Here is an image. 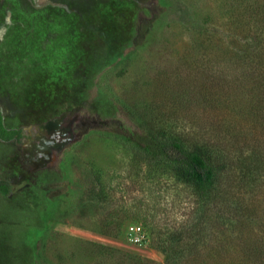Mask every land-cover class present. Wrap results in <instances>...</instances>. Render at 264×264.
<instances>
[{
    "label": "rangeland",
    "instance_id": "obj_1",
    "mask_svg": "<svg viewBox=\"0 0 264 264\" xmlns=\"http://www.w3.org/2000/svg\"><path fill=\"white\" fill-rule=\"evenodd\" d=\"M237 7V0H0V114L22 133L0 139V181L11 187L0 194V264H164L153 238L224 233L231 221L222 200L201 202L173 166L133 149L126 136L188 144L230 121L240 143L223 150L258 166L253 179L236 183L234 202H244L251 222L236 234L264 237V121L251 114L249 77L236 57L243 48L242 59L254 62L264 31L238 25ZM144 21L150 32L136 45ZM235 75L238 85L225 83ZM218 83L224 103L213 112L208 96ZM94 189L104 194L94 199ZM114 223L119 237L108 231Z\"/></svg>",
    "mask_w": 264,
    "mask_h": 264
},
{
    "label": "trees",
    "instance_id": "obj_2",
    "mask_svg": "<svg viewBox=\"0 0 264 264\" xmlns=\"http://www.w3.org/2000/svg\"><path fill=\"white\" fill-rule=\"evenodd\" d=\"M237 1L238 14H236V19L238 25H242L244 21H247V24L245 23L246 27L250 28V26L255 25L256 29L257 27L261 28L263 32L264 0ZM150 28L151 22L144 21L141 23L135 39L136 45L143 42L150 32ZM243 46L248 48V43H242ZM255 46L260 47L259 41L255 42ZM242 49L239 48L236 57L242 62L243 73L241 72V76L244 75L242 78L249 77V79H246L249 85H245L243 88L245 93L252 97L251 114H259L257 116L264 121V50H260V52L258 50V53L252 56L254 62L251 63L257 66L250 68L252 65L246 59L247 57L244 60L242 59V55L246 53ZM248 62L250 64H246ZM245 69L248 71H245ZM221 75L226 74L221 72ZM224 78L226 79L225 83L230 85V82H236L237 84L240 76H224ZM236 84H231V86H236ZM217 87L218 91H214L208 96L210 104L212 103L213 112L217 110L221 103H224L220 100V97L225 94L221 91L222 88L219 83ZM234 103H229L230 112H235L237 109V105ZM219 126L221 131H218L217 127L207 137L203 135L204 133L200 136L196 135L188 144L179 138L166 139L165 136L157 137L145 132L132 133L126 136L133 149L141 151L154 160L173 166L178 171L182 181L191 187L195 198L201 200V202L205 201L212 204L222 200L221 207L225 205L228 209L226 213H228L231 222L222 234L210 232L208 236H178L172 240L161 237L153 238L152 245H157V249L165 256L164 264H264V237L257 235L237 236L236 234L238 226L246 229L245 227L248 228L251 222L243 219V210L246 208V206H243L245 205L244 202L242 204L234 202L237 181L243 182L245 179L247 181L253 179L258 166L249 160H244L243 163H247L241 165L240 162H235L225 153L223 146L232 147L236 143L239 144L240 140L237 141L238 138L232 129L236 126L234 121ZM221 126L227 128V130L223 131ZM21 138L22 133L20 130H8L4 126L3 117L0 114V139L19 141ZM238 163H240V168L236 167ZM248 163L249 167L244 168ZM231 174H233L232 178L230 177ZM0 194L4 196L11 194V187L7 181H0ZM101 194H104L103 190L97 191L94 189V199H99ZM262 225H264V222ZM120 228L121 224L114 223L108 228V231H112L110 233L112 237H119L121 235ZM140 264L151 263L141 262Z\"/></svg>",
    "mask_w": 264,
    "mask_h": 264
},
{
    "label": "built area",
    "instance_id": "obj_3",
    "mask_svg": "<svg viewBox=\"0 0 264 264\" xmlns=\"http://www.w3.org/2000/svg\"><path fill=\"white\" fill-rule=\"evenodd\" d=\"M130 233H134L136 234L137 236H139L140 232L142 231V228L140 226H133L131 227L130 229ZM144 238H136V240H134L136 243H141L143 242Z\"/></svg>",
    "mask_w": 264,
    "mask_h": 264
},
{
    "label": "flooded vegetation",
    "instance_id": "obj_4",
    "mask_svg": "<svg viewBox=\"0 0 264 264\" xmlns=\"http://www.w3.org/2000/svg\"><path fill=\"white\" fill-rule=\"evenodd\" d=\"M2 140V139H1ZM3 142H10V141H4V140H2ZM12 141V140H11ZM4 181V180H3ZM4 196V195H3Z\"/></svg>",
    "mask_w": 264,
    "mask_h": 264
}]
</instances>
